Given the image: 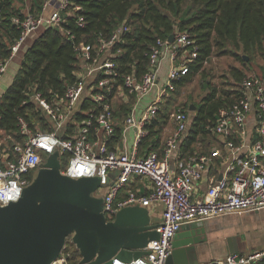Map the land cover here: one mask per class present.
I'll use <instances>...</instances> for the list:
<instances>
[{"label": "built area", "instance_id": "1", "mask_svg": "<svg viewBox=\"0 0 264 264\" xmlns=\"http://www.w3.org/2000/svg\"><path fill=\"white\" fill-rule=\"evenodd\" d=\"M4 1L0 0V24L9 22L19 35L9 46L8 57L0 61V76L35 30L60 26L67 13L81 10L73 0H43L37 12L28 10L5 16ZM77 23L83 25L82 16ZM126 30L121 25L109 38H100L94 56L89 45L75 47L81 67L91 69L86 75H77L62 95L48 100L39 92L30 93L52 130H33L23 117L18 118L23 140L0 144V205L16 201L48 154L58 150L60 156L68 155L65 167H60L62 174L100 178L101 187L96 193L102 194L107 220L127 205L148 207L160 203L163 207L156 228L159 236L148 242L147 254L128 263L113 258L112 264H165L172 238L182 225L264 208V76L245 75L237 81L238 96L218 110V117L209 128L211 136L202 141L197 136L191 152L183 154L182 145L192 111L179 107L172 114L173 128L162 149L139 155V143L147 134L146 124L175 90V81L188 73L196 48L187 31L176 30L172 42L155 40L148 54V70L143 75H117L112 46ZM166 55L170 67L164 86L157 87L153 99L141 112H130L125 117L122 136L130 129L134 135L129 145L115 148L111 145L115 136L112 97H134L135 107L155 86L157 70ZM95 70L98 75H90ZM134 176L151 181L149 192L140 195L129 191L118 198ZM203 183L205 188L199 192ZM51 264L70 263L61 252ZM199 264H264V250L229 253Z\"/></svg>", "mask_w": 264, "mask_h": 264}, {"label": "trees", "instance_id": "2", "mask_svg": "<svg viewBox=\"0 0 264 264\" xmlns=\"http://www.w3.org/2000/svg\"><path fill=\"white\" fill-rule=\"evenodd\" d=\"M14 0L4 1V14L20 13ZM43 0H32L31 11L37 12ZM81 10L69 12L60 26L44 27L28 42L21 52L18 70L0 97V131L20 142L18 118L33 129L52 130L41 111L30 99L31 92H39L48 100L64 93L73 83L81 68L75 49L80 44L90 46L92 56L100 38H109L121 25L127 30L112 46V59L117 75L133 74L138 77L148 70V54L155 40L168 39L176 30L187 31L196 48V57L189 63L188 73L175 81L176 88L191 81L202 72L205 62L214 54H228L239 49L241 61L247 56L264 58V0H73ZM82 16L83 25L77 23ZM18 31L9 22L0 24V61L9 55V46L18 37ZM117 50H119L117 52ZM235 54V53H233ZM261 74H264V69ZM231 76H225L224 89L209 82L203 84L207 92L201 97L192 114L191 125L182 153L194 150L199 140L211 136L210 127L218 117V110L230 105L238 96L237 81L245 76L244 70L233 67ZM99 75H102L101 73ZM122 79L119 78L118 82ZM134 97L128 103L115 102V114L125 117ZM170 100L159 108L156 116L146 124L147 134L139 143V155L164 146L162 139ZM189 107V106H188ZM188 107H181L187 109ZM209 126V127H207ZM121 123L115 126V140L121 136ZM68 155L60 156L61 168ZM70 264H76L79 253L67 240L62 250Z\"/></svg>", "mask_w": 264, "mask_h": 264}, {"label": "water", "instance_id": "3", "mask_svg": "<svg viewBox=\"0 0 264 264\" xmlns=\"http://www.w3.org/2000/svg\"><path fill=\"white\" fill-rule=\"evenodd\" d=\"M173 34L168 41H173ZM246 58V57H245ZM195 111L196 105H189ZM58 150L48 154L32 181L16 201L0 205V264H51L67 240L76 247V264L128 263L147 254L148 242L157 239L148 209L127 205L112 220L103 213L98 176L71 178L60 172ZM206 220L184 224L172 238L165 264H199L201 243L206 240ZM228 254L238 248L228 237Z\"/></svg>", "mask_w": 264, "mask_h": 264}, {"label": "crops", "instance_id": "4", "mask_svg": "<svg viewBox=\"0 0 264 264\" xmlns=\"http://www.w3.org/2000/svg\"><path fill=\"white\" fill-rule=\"evenodd\" d=\"M13 6L15 7L17 6L16 0L13 1ZM27 44L25 43V45L21 48V52L24 51ZM18 57L19 56H15L13 59L9 61L5 71L0 76V97L4 93L6 88L9 86V84L12 82L18 70L20 60L17 63H14V60ZM169 67H170V60L166 55L164 56V58H162L159 68L157 70L156 73L157 79L155 86L151 89V91L148 94H146L140 99V102H138V104L135 107L133 104H130V109L128 112L125 113V117L130 112H134L135 114H138L143 110V108L148 103L151 102L157 91V87L159 88L161 87V84H163ZM89 68L91 69V66L89 67L87 66L84 68L81 67L79 74L86 75L87 70ZM90 75H98V72L96 70L92 71V74ZM256 75L264 76V74H261L260 72L256 73ZM170 96L171 93H169L168 98H170ZM128 100L129 99H127V97L125 96L121 97L115 95L114 97H112L110 101L111 109L113 111L115 126L119 123H121L122 125L120 138L118 140H115L114 139L115 136H114L111 141V145L114 146L115 148L116 147L122 148L124 145H129L134 135V130L130 129L125 131V136H122L125 117L122 116V118H120L121 116H117L114 112L116 101L128 103ZM193 113L194 111L192 112V114ZM171 131H169L168 135H170ZM0 132L4 134L2 131ZM218 165L221 167V169L223 168V165L221 163H218ZM150 188H151V181L149 179L145 177L134 176L133 179L129 182V184L125 186L124 189L121 190L118 198L125 197L127 192L129 191H134L140 195H146L149 192ZM204 188H205V184L203 183L201 185V188L199 189V192H202ZM95 194L102 196V194L99 193H95ZM133 205H140V204H133ZM146 208L148 209L150 221L152 223H159L162 217V208H163L162 205L160 203H156ZM205 226L207 228L204 234L206 236V240H204L201 243L202 250L198 257L199 263L221 259L225 255H227L228 244L226 240L228 237L235 238V245L238 248L237 253H249L252 251L264 250V208L258 211L246 212L243 214H227L217 218L208 219L205 221Z\"/></svg>", "mask_w": 264, "mask_h": 264}, {"label": "rangeland", "instance_id": "5", "mask_svg": "<svg viewBox=\"0 0 264 264\" xmlns=\"http://www.w3.org/2000/svg\"><path fill=\"white\" fill-rule=\"evenodd\" d=\"M31 1L32 0H16V5L21 11H28L30 10ZM42 28L44 27H40L35 30L33 34L26 40V44L31 41L36 33L42 30ZM233 51L234 52L228 54L214 53L205 62L201 73L195 75L191 81L185 83L184 85L177 88L175 86V90L171 92L170 98L167 99L172 103V107H170L169 117L167 118V123L163 131V140L168 137L169 131H171L173 128V112L182 106L186 108L191 103L198 104L201 97L207 92V89L203 87V84L205 85L206 82H209V89L214 86L219 90L224 89L225 85H223L222 81H225V76H231L230 70L233 67L243 69L245 75L256 74L263 71L264 58H262L260 55L250 57L247 56L244 61H241L237 58V56L242 54V51L239 49H234ZM20 55L21 50L16 56L20 57ZM19 57L14 60V63H17L20 60ZM161 86H164V82L161 84ZM249 127H252L251 121L249 123ZM10 139L12 140L10 136L0 132V144H12L13 142H11Z\"/></svg>", "mask_w": 264, "mask_h": 264}]
</instances>
